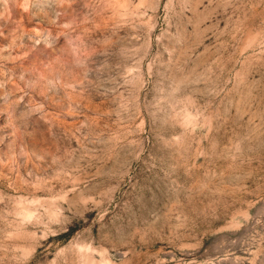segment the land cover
Returning a JSON list of instances; mask_svg holds the SVG:
<instances>
[{
	"label": "rangeland",
	"instance_id": "1",
	"mask_svg": "<svg viewBox=\"0 0 264 264\" xmlns=\"http://www.w3.org/2000/svg\"><path fill=\"white\" fill-rule=\"evenodd\" d=\"M0 264H264V0H0Z\"/></svg>",
	"mask_w": 264,
	"mask_h": 264
}]
</instances>
